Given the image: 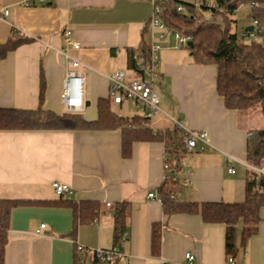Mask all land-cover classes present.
<instances>
[{"label":"crops","instance_id":"obj_1","mask_svg":"<svg viewBox=\"0 0 264 264\" xmlns=\"http://www.w3.org/2000/svg\"><path fill=\"white\" fill-rule=\"evenodd\" d=\"M151 11V0H0V45L15 34L31 39L0 60V109L36 110L41 101L43 110L65 112L60 96L67 54L84 71L85 109L80 114L94 121L97 101L109 98L108 76L124 69L133 76L130 52L138 51L142 41L155 43ZM66 29L77 48L63 43ZM158 57L160 113L151 129L172 132L173 118L191 130L206 131L208 139L201 153H185L172 173L177 200L242 202L248 170L233 163L234 173H229L228 157L245 160L249 132L241 115L225 109L216 94L215 66L195 63L189 50L175 47L170 34ZM110 107L123 118L145 113L142 104L132 101ZM164 160L162 142H135L123 158L119 130H0V199L26 201L11 211L3 264H99L91 256L77 262L75 245L111 249L119 203H127L128 238L122 256L110 264H179L186 253L194 256V264H225L223 224L203 223L198 214L165 215L161 202L147 197L158 195ZM55 182L70 188L62 203L53 191ZM83 202L99 205L94 219L75 218L72 205ZM259 217L257 233L239 250L235 264H264V207ZM154 224L160 225L156 255L151 250ZM240 234L241 225L237 245Z\"/></svg>","mask_w":264,"mask_h":264},{"label":"trees","instance_id":"obj_2","mask_svg":"<svg viewBox=\"0 0 264 264\" xmlns=\"http://www.w3.org/2000/svg\"><path fill=\"white\" fill-rule=\"evenodd\" d=\"M169 12L164 17L167 31L189 37L193 42L188 49L195 63L213 65L216 68L215 91L222 99L225 109L239 114H248L258 110L264 116V44L259 40L264 36V0H197L202 11L211 14V20H201L197 16L195 5L174 0H164ZM184 7L182 12L176 11V6ZM242 6L249 8L251 24L256 21V27L262 32L257 38L246 40L242 35L230 31L232 17ZM186 11L189 14H186ZM221 18L224 25L216 22ZM31 39L15 34L5 44L0 45V60L15 50L18 46L30 42ZM138 51L149 56L148 46L142 41ZM137 52V51H136ZM135 51L129 55V69H135ZM42 95L40 94V100ZM39 100V101H40ZM0 109V130L9 131H40V130H91L121 132V155L126 158L131 153L135 142H162L164 144L165 180L158 189L162 210L165 215L177 213L198 214L203 223L223 224L225 226L224 248L226 257L233 259L247 241L257 233L260 222L259 210L264 207V189L259 186V180L252 172L247 171L244 188V198L239 203H183L174 200L178 186L170 181L172 173L179 167V162L185 152L180 143L178 131H158L139 125L141 117L123 118L111 110L110 99L97 101V118L87 121L81 114L63 112L60 115L43 110ZM177 146L172 148V141ZM254 167L264 166V129L249 132L245 151V160ZM62 203V197H57ZM23 200L0 199V264L4 261V250L7 243L10 214L13 208L25 204ZM66 203V201H64ZM127 203H119L114 211L115 242L125 231ZM75 218L89 217L90 220L98 215L99 205L95 202L73 204ZM241 225L240 243L236 244L237 227ZM160 247V225L154 224L151 231V250L157 254ZM76 261L80 256L75 253Z\"/></svg>","mask_w":264,"mask_h":264},{"label":"built area","instance_id":"obj_3","mask_svg":"<svg viewBox=\"0 0 264 264\" xmlns=\"http://www.w3.org/2000/svg\"><path fill=\"white\" fill-rule=\"evenodd\" d=\"M39 2H44L45 0H37ZM152 11L149 18V27L153 31L152 38L155 43L148 46L149 56L146 57L141 51H137L134 55L135 59V69L131 70L133 76H127L124 71H115L108 76V95L111 103L121 104L123 102L132 101L135 104H142L145 108V113L141 116V121L139 125L141 127H150L153 119L160 113V99L157 91V73L156 69L159 64L158 52L162 48V42L169 32L166 29L164 23V17L169 12V8L164 5L163 2L156 0H151ZM196 5H198L196 3ZM184 7L180 4L176 6L177 12H182ZM8 12L5 11L3 17L6 18ZM253 31L245 32L248 35H242L243 38H257L261 34V30L256 27V21L252 24ZM155 32V33H154ZM175 41L176 48H187V42L190 41L189 37L179 34L170 33ZM63 43L66 46L73 48L78 47V43L73 41L71 37V31L66 29L62 34ZM65 58L69 61L65 75L62 82L61 104L67 113L80 114L85 109L84 93H83V83H84V71L81 64L74 59L68 57L65 54ZM173 124V128L178 131L180 143L187 153H201L205 146L208 144L207 132L204 130H191L182 121H177L170 118ZM165 131H158L160 135L164 134ZM177 146V141L173 140L171 143L172 148ZM165 151V150H164ZM165 157L166 156L164 152ZM229 167L228 172L234 173L233 163L242 164L249 172L256 175L258 180H264V166L254 167L248 164L246 161H241L235 157H228ZM167 166H165L166 168ZM165 175L163 176V181L165 180ZM170 181L177 183V177L171 176ZM53 191L57 197H65L70 193V188L61 183H53ZM176 195L172 198L175 200ZM150 199H156L161 202L158 195L154 193H148L147 195ZM40 228H44V225H40ZM40 231H36L39 233ZM128 233L124 231L117 242L114 243L111 249H95L90 250L82 245L76 244V253L80 256L81 261H84L87 256H91L99 264H110L117 261L121 256V245L127 240ZM235 259L232 257H226L225 264H235ZM179 264H194V256L190 253H186L184 256V261Z\"/></svg>","mask_w":264,"mask_h":264},{"label":"rangeland","instance_id":"obj_4","mask_svg":"<svg viewBox=\"0 0 264 264\" xmlns=\"http://www.w3.org/2000/svg\"><path fill=\"white\" fill-rule=\"evenodd\" d=\"M207 2L209 3V5L212 4V0H207ZM197 0H195V2L190 3L195 5V12L197 14V16H201V20L204 21H209L211 20V14L207 11H202L198 5H196ZM186 14H189L186 11ZM249 8L246 6H242L238 9L237 13L232 17V20H234L233 22H230V31L233 33H236L238 36H241L244 33V29L251 25V19L249 18ZM216 22L224 25V21L223 19L217 17L215 18ZM250 37H246V40H250ZM262 44H264V36L260 37L259 40ZM163 43V42H162ZM179 50H183V51H188L187 49L184 48H178ZM125 74L128 76L130 75V71L128 69H124ZM114 109L115 111H118V108L116 107V105H114ZM240 122L241 125L243 127L246 128V131L250 132L253 130H258V129H264V116L260 114V112L258 110L255 111H251L248 114H240ZM246 117V118H245Z\"/></svg>","mask_w":264,"mask_h":264},{"label":"water","instance_id":"obj_5","mask_svg":"<svg viewBox=\"0 0 264 264\" xmlns=\"http://www.w3.org/2000/svg\"><path fill=\"white\" fill-rule=\"evenodd\" d=\"M253 31V26L249 25L244 29V32H252ZM193 47V42L192 41H188L187 42V48L188 49H192ZM87 105V104H86ZM259 186L262 187L264 189V180H259Z\"/></svg>","mask_w":264,"mask_h":264}]
</instances>
